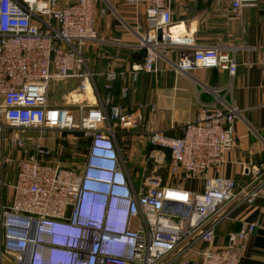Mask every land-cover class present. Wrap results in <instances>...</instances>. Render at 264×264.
Segmentation results:
<instances>
[{"label":"built area","instance_id":"2783aa9c","mask_svg":"<svg viewBox=\"0 0 264 264\" xmlns=\"http://www.w3.org/2000/svg\"><path fill=\"white\" fill-rule=\"evenodd\" d=\"M97 2L0 0V264H240L260 226L256 221L231 231L227 246L214 245L225 206L238 199L252 204L262 188L238 191L237 181L223 175L226 156L236 146L239 107L204 103L196 119L172 136L146 123L143 110L156 113V103L140 102L130 111L114 103L117 73L110 65L104 71L106 91L98 97L95 72L82 51L99 40ZM125 2L144 6L152 26L136 46L146 49L143 61L133 65L136 78L141 71H158L160 55L174 44L169 34L173 15L168 0ZM230 3L239 17L259 0ZM260 65L264 90V47ZM177 66L220 67L234 76L238 62L234 50L201 46ZM77 78V92L89 83L95 101L75 102V112L72 103L50 99L53 81ZM143 123L153 149L130 168L133 159L120 147L118 129L131 132ZM30 128L77 133L74 137L88 141L82 160L73 167L54 163L51 157L63 145L44 144L42 135L29 149L20 129ZM167 156L170 174L200 179L203 189L189 190L166 179L162 165ZM211 170L216 175L210 176ZM263 170L264 162L248 164L244 174L257 177ZM13 172L14 180H7ZM173 192H180L183 201L172 200Z\"/></svg>","mask_w":264,"mask_h":264},{"label":"crops","instance_id":"0c3cea01","mask_svg":"<svg viewBox=\"0 0 264 264\" xmlns=\"http://www.w3.org/2000/svg\"><path fill=\"white\" fill-rule=\"evenodd\" d=\"M168 1L173 15L169 34L175 39L174 44L168 53L160 55L158 71H141L135 78L133 65L144 59V56L139 59L143 49L136 46L152 29L145 8H135L125 0H98L95 25L99 40L82 48L95 72L93 88L96 95L102 97L106 91L104 71L110 65L117 73L112 89L114 103L129 111L136 109L140 102L156 103V113H151L148 108L143 110L146 120L154 130L172 136L180 135L179 127L196 119L204 103L239 107L241 113L235 124L236 146L226 156L223 175L237 181L238 191L257 185L262 188L252 204L238 199L225 206L226 215L216 228L214 245L227 246L231 231L239 230L246 222L256 221L260 226L248 239L240 264H264V170L257 177L244 174L245 165L264 162V90L260 65L264 47V0H259L257 7H245L239 17L232 13L230 0ZM201 46L234 50L238 62L236 74L233 76L220 67L179 69L180 59ZM79 85L77 78V87ZM125 89H128L126 93ZM74 92L77 101L83 99V95L95 100L89 83L83 94ZM131 132L118 129L121 136L120 139L117 136L118 141L127 158L146 149L143 146L139 150L135 144L129 146L124 142V135ZM140 155L139 161H142L145 155ZM209 175L216 173L211 170ZM8 177L14 180L15 173ZM182 184L189 190L203 189L200 179H189ZM173 195L180 197L181 193L173 192Z\"/></svg>","mask_w":264,"mask_h":264},{"label":"rangeland","instance_id":"374dc122","mask_svg":"<svg viewBox=\"0 0 264 264\" xmlns=\"http://www.w3.org/2000/svg\"><path fill=\"white\" fill-rule=\"evenodd\" d=\"M92 43H95V42H92ZM75 90H77V80L53 81L50 86V99L53 102L59 103V104H64L66 102L72 103V108L74 109L75 112H77V107H75V102L77 103V99H76L77 96H74V93H76L74 92ZM84 92H85L84 90H81L82 94ZM84 99H87L86 95H83V99L81 100H84ZM90 101L92 102L93 100L90 99ZM146 123H147V120H146ZM146 123H143L142 127L135 130V132H131L128 135H124L125 136L124 142L129 146L132 144H135V146L139 148V150L143 146L147 148L149 146L147 142L148 137L145 134V129H144V124ZM20 130H21L20 133L23 136L28 138L27 142H28L29 149H33L35 147L37 142H39V137H41V135L43 139L42 142L44 144L55 145V146L59 144L63 145V147L61 146L62 150H59L58 151L59 153L55 152V154L51 157L54 163L60 162L62 165L66 167H73L76 165L77 161L82 160L86 152L87 145L85 148L84 144L81 143L82 137L80 136H78V138L74 137V136H77V133L75 132L68 131V132H63L60 135V131L50 130V129H47L44 133H41L40 129H35V128L20 129ZM138 132H142V133L139 134ZM67 133L72 134V135L67 137L66 140L63 141L61 138L65 136ZM118 136L120 139L121 138L120 134H118ZM140 151L141 152H137L132 155L133 161L130 164V168L136 167L137 162H139L140 160L139 157L142 156L140 154L145 155L148 153L146 149L140 150ZM14 154L16 155L17 151L13 153V156L16 157ZM168 163H169V158L167 156V158H165L163 165H162L163 166L162 168L163 176L166 179H169L171 181L173 180V182L174 180L180 183L187 182V179H185V177L181 174H170L168 170ZM15 167L16 165H14L11 169L15 170ZM6 196H9L7 190H6Z\"/></svg>","mask_w":264,"mask_h":264},{"label":"water","instance_id":"95a60500","mask_svg":"<svg viewBox=\"0 0 264 264\" xmlns=\"http://www.w3.org/2000/svg\"><path fill=\"white\" fill-rule=\"evenodd\" d=\"M158 38L161 39L162 38V30L159 29L158 30ZM146 55V49H143L142 55H139V59H141V57Z\"/></svg>","mask_w":264,"mask_h":264},{"label":"trees","instance_id":"16d2710c","mask_svg":"<svg viewBox=\"0 0 264 264\" xmlns=\"http://www.w3.org/2000/svg\"><path fill=\"white\" fill-rule=\"evenodd\" d=\"M82 144H84L85 148H86V145L88 143V141L84 138H82V141H81ZM153 149V147H151L150 145L146 148V151L147 152H150L151 150Z\"/></svg>","mask_w":264,"mask_h":264},{"label":"bare ground","instance_id":"6f19581e","mask_svg":"<svg viewBox=\"0 0 264 264\" xmlns=\"http://www.w3.org/2000/svg\"><path fill=\"white\" fill-rule=\"evenodd\" d=\"M174 38H178L177 36H175ZM179 41H182V40H179ZM94 98H95V96H94ZM95 101V100H94ZM171 199L172 200H174V201H183V198H179V197H171Z\"/></svg>","mask_w":264,"mask_h":264}]
</instances>
